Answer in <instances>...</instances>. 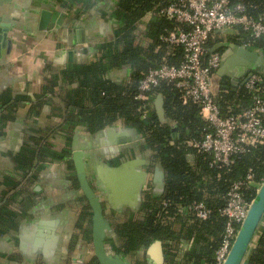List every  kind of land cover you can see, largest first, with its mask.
I'll list each match as a JSON object with an SVG mask.
<instances>
[{"label": "crops", "instance_id": "crops-1", "mask_svg": "<svg viewBox=\"0 0 264 264\" xmlns=\"http://www.w3.org/2000/svg\"><path fill=\"white\" fill-rule=\"evenodd\" d=\"M62 1L0 0V26L9 24L7 38L12 42L9 54L0 53V264H99L93 245L92 210L79 188L72 160L76 152L83 156V170L103 209V247L108 256L124 264H211L213 257L209 260L199 255L198 244L181 234L171 242V260L166 256L168 243L160 239L137 251L118 250V228L143 217L144 203L163 197L165 171L161 189L153 183L157 163L151 162L149 149H142L144 135L138 129L116 118L91 132V119L89 124L78 122L74 107L68 106L69 97L84 90L77 110L90 116L95 109L88 98L90 90L84 89L76 70L80 74L86 67L102 65L96 75L101 74L106 86L119 92L146 69L167 62L178 64L183 54L160 39L161 34L154 37L160 24L157 14H143L132 23L131 39L124 40L117 37L115 0L69 7ZM43 10L51 13L46 31L38 28ZM243 40L238 28L215 32L207 52L224 50L219 44L242 45L262 55L253 73L264 74V46ZM246 75L236 68L225 74L220 86L228 83L234 90L244 88ZM161 87L149 96L150 115L178 138L179 122L165 110L163 89L169 86ZM159 97L163 123L156 113ZM247 106L246 98L239 96L228 105V112L240 113ZM174 128L177 130L172 132ZM193 140L185 144L192 149L187 153L188 162L197 170ZM39 146L46 150L44 160L38 158ZM30 155L31 165L24 166ZM129 160L141 161L137 168L146 174L143 183L133 198H109L98 186V175L106 173L100 165L114 168ZM195 249L199 254H194Z\"/></svg>", "mask_w": 264, "mask_h": 264}, {"label": "trees", "instance_id": "trees-1", "mask_svg": "<svg viewBox=\"0 0 264 264\" xmlns=\"http://www.w3.org/2000/svg\"><path fill=\"white\" fill-rule=\"evenodd\" d=\"M95 1L101 0H63L62 5L64 7L86 6ZM175 1L178 0H115L118 39H131L132 23L148 12L159 16L157 18L160 24L157 25L154 37L157 36L158 39L166 36L175 29L176 24L160 16L159 11L162 7ZM232 3L244 4L248 13L253 17L264 16V0H232ZM238 29L241 31L245 44L255 43L257 45L261 43L249 40L248 36L245 39L246 33L240 28ZM157 34L161 35L158 37ZM208 44L209 42L206 44L207 51ZM174 48L182 54L181 48ZM166 64L172 65L169 62ZM95 67L98 69L86 67L80 74L78 70L75 72L77 76L79 75V80L82 79L81 84L84 89L90 90L89 95L92 96L88 98H91L90 101L95 105L93 113H90L91 117L84 115L77 108L85 91L74 92L69 97L68 106L74 107V115L78 122L89 124L88 121L91 119L88 128L91 132H95L101 129L109 119L121 118L126 124L135 127L144 135L145 143L142 149H149L151 162L160 163L166 176L163 197L144 203L143 217L118 228V239L121 241L118 250H121L122 253L137 251L148 246L151 241L160 239L168 243L165 245L166 256L171 260V242L181 234L182 237L197 243L200 247L201 254L196 249L194 254L197 253L210 260L211 257H214L223 233L225 219L219 215L218 210L226 202V193L229 187L248 172L253 173L254 183L257 185H260L264 179V144L253 147L247 153L235 157L230 166L222 169L212 167L210 165L211 158L197 152V170H193L187 158V153L192 149H189L185 143L190 139L201 141L205 131L209 129L208 124L200 116L199 108L183 101L180 98V93L173 86L163 89L166 98V113L179 122V136L174 138L168 127L161 126L156 117L153 114L150 115L149 107H147V119H142L136 110L138 102L133 99V94L140 76L136 77L135 82L129 88L114 92L111 87L106 86L107 83L101 74L96 75L102 71V65ZM161 89L162 87H158L155 91ZM239 96L246 98L248 106L250 105L249 93L244 88L234 90L228 83L221 84L220 92L214 97V100L218 103L223 116L233 114L228 112V105ZM40 148L41 153L38 158L44 160L47 157L46 150L39 146ZM32 158L30 155L24 166H30ZM243 194L247 199L253 198L255 188L251 187L243 191ZM194 202H203L211 209L212 214L208 220L201 221L187 214L185 211L187 206ZM246 264H264V232Z\"/></svg>", "mask_w": 264, "mask_h": 264}, {"label": "built area", "instance_id": "built-area-1", "mask_svg": "<svg viewBox=\"0 0 264 264\" xmlns=\"http://www.w3.org/2000/svg\"><path fill=\"white\" fill-rule=\"evenodd\" d=\"M159 15L176 24L175 30L160 39L181 48L183 58L178 65L163 63L141 73L133 94L136 110L147 119L150 94L162 85L173 86L183 101L199 108L208 124L202 140L190 141L191 146L209 156L212 167H228L235 157L264 144V74L253 73L244 84L250 105L240 113L223 116L211 93V76L220 65V54L209 55L206 44L215 32L240 28L249 40L264 46V16L253 17L244 4L232 0H178L162 7ZM258 186L248 172L229 187L226 202L218 210L225 224L211 264H224L252 200L243 191L251 187L256 191ZM185 211L201 221L212 214L203 202L191 203Z\"/></svg>", "mask_w": 264, "mask_h": 264}, {"label": "water", "instance_id": "water-1", "mask_svg": "<svg viewBox=\"0 0 264 264\" xmlns=\"http://www.w3.org/2000/svg\"><path fill=\"white\" fill-rule=\"evenodd\" d=\"M51 20V13L49 11H41L39 30L46 31ZM8 25L0 26V53L9 54L12 46L11 40L7 38ZM231 29H226L218 32H223ZM218 48H223L220 54V65L218 69L211 76V93L217 96L220 91V83L225 74L233 73L234 69L241 68L243 72H247L243 84L253 74L254 69L259 64L262 55L247 50L242 45L233 44H219ZM156 113L159 121L163 123L164 110L162 107L161 97L157 102ZM177 129H172L175 132ZM83 156L79 153H73L72 160L75 164L76 178L79 188L88 201L92 210V231H93V245L95 255L99 264H124L122 260L117 257H110L106 254L103 247L104 230L106 223L104 221L103 209L95 194L94 190L89 184L87 175L83 170L82 159ZM141 161L129 160L123 162L118 167L108 168L105 165H100L106 173L98 175V186L106 192L109 198L126 200L137 194L138 185L143 183L146 174L140 172L137 167ZM153 183L158 185L161 189L164 188V170L161 164L155 165L153 173ZM264 232V179L255 191V195L251 200L245 219L243 220L236 238L231 246L228 256L224 264H246L251 252L255 248L259 238ZM160 245L159 242H156ZM150 252V251H149Z\"/></svg>", "mask_w": 264, "mask_h": 264}, {"label": "flooded vegetation", "instance_id": "flooded-vegetation-1", "mask_svg": "<svg viewBox=\"0 0 264 264\" xmlns=\"http://www.w3.org/2000/svg\"><path fill=\"white\" fill-rule=\"evenodd\" d=\"M11 51V50H10Z\"/></svg>", "mask_w": 264, "mask_h": 264}]
</instances>
